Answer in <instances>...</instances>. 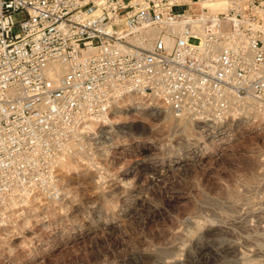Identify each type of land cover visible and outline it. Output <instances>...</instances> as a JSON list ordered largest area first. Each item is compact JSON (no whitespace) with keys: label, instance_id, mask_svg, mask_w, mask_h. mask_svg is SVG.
I'll return each instance as SVG.
<instances>
[{"label":"built area","instance_id":"2783aa9c","mask_svg":"<svg viewBox=\"0 0 264 264\" xmlns=\"http://www.w3.org/2000/svg\"><path fill=\"white\" fill-rule=\"evenodd\" d=\"M129 94L216 140L264 124V0H0V230L60 198L65 166L92 164L85 134Z\"/></svg>","mask_w":264,"mask_h":264},{"label":"rangeland","instance_id":"374dc122","mask_svg":"<svg viewBox=\"0 0 264 264\" xmlns=\"http://www.w3.org/2000/svg\"><path fill=\"white\" fill-rule=\"evenodd\" d=\"M228 128L125 96L85 134L92 164L0 230V264H264V124Z\"/></svg>","mask_w":264,"mask_h":264},{"label":"bare ground","instance_id":"6f19581e","mask_svg":"<svg viewBox=\"0 0 264 264\" xmlns=\"http://www.w3.org/2000/svg\"><path fill=\"white\" fill-rule=\"evenodd\" d=\"M222 5H223L222 3H213V4L210 5V7H211V8H214V9H217V8L222 7ZM191 6H192V8H193L194 10H199L200 7H201V5H199V4H197V3H193ZM51 65H52V69H54V71H58V72L62 71L63 68H64V66H63L62 64L58 63V62L52 63ZM133 97H134V96H133ZM136 97H138V96H136ZM136 99H137V98H136ZM89 127H90V126L87 125V126H85L84 128H89ZM107 142L111 143L110 140L107 141ZM107 142H106V143H107ZM104 146H105V145H104ZM93 168H94V167H93ZM95 168L97 169L98 167L95 166ZM67 169H69V168H67ZM102 178H103V177H102ZM28 213L30 214L29 211H24V212H22V215L26 216V215H28ZM26 244H27V243H26Z\"/></svg>","mask_w":264,"mask_h":264}]
</instances>
